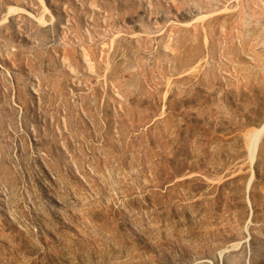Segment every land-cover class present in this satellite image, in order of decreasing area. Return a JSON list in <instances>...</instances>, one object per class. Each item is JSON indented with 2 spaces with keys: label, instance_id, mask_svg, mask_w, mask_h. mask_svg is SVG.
<instances>
[{
  "label": "rangeland",
  "instance_id": "obj_1",
  "mask_svg": "<svg viewBox=\"0 0 264 264\" xmlns=\"http://www.w3.org/2000/svg\"><path fill=\"white\" fill-rule=\"evenodd\" d=\"M0 264H264V0H0Z\"/></svg>",
  "mask_w": 264,
  "mask_h": 264
}]
</instances>
